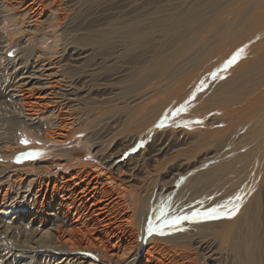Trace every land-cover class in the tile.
Segmentation results:
<instances>
[{
    "label": "bare ground",
    "instance_id": "6f19581e",
    "mask_svg": "<svg viewBox=\"0 0 264 264\" xmlns=\"http://www.w3.org/2000/svg\"><path fill=\"white\" fill-rule=\"evenodd\" d=\"M9 1L11 0H0V8L12 7ZM23 1L28 2L21 13L23 21L25 20L26 23H29L34 16L40 15L42 7L47 5L52 9L51 18L53 21L61 19L65 15L64 8L67 0H20L19 3ZM8 2L10 6L6 5ZM263 3L264 0H255L253 10L256 11ZM262 12L264 10L258 14V17L261 19L263 17L264 20ZM1 13L0 9V30L4 22ZM202 14V12H198L191 21L198 24L202 19V17L200 18ZM203 23L200 22V24ZM222 25L224 30L229 32L230 24ZM175 26L176 24L174 27L170 26V29ZM22 28L20 24L13 35L19 36L18 34L23 32ZM247 34L249 39L244 47L237 48L236 51L230 52L224 57L214 51L217 55L208 60L204 59L202 57L205 53L204 48L196 54H192L190 51L176 50L168 57L158 60L154 66L155 70L143 73L139 81L140 83H149L150 80L156 79L151 83L152 86L149 89H155L160 93L169 90V94H166L171 103L168 106L169 110L174 109L178 113L184 114L181 118L186 122L196 118L193 115L194 100L191 101V97H196L197 94L194 93L196 89L207 82L224 93L223 99L226 102L218 107L220 109L224 106L223 110H226L221 117L251 110L260 103L258 99L264 97V21L261 22L260 27ZM40 38L44 41L48 37L43 35ZM216 40L218 39L216 38ZM2 43L5 44L2 45ZM12 43L8 39L0 41V52L5 54ZM3 48L6 50L3 51ZM54 48H56L55 45H52L51 52L33 54L35 58L32 61H29L32 52L28 49L16 54L11 59H5L11 70V82L7 88H3V93L0 94V156L5 159H10L18 152L19 147L16 142L18 132L22 129L30 131L36 138L51 139V131L44 128V121L36 119L38 115L35 112L36 109H33V105L38 107L47 102L51 105L47 126L54 125L69 132L62 136L67 135L66 137L69 138L73 133L87 129L85 123L80 125L79 118L67 108L62 111L67 104L77 100L79 96L76 89L78 88L66 81L67 88L60 89L61 87H59V90L52 85L50 80H42L44 76L47 78L51 77V74H55V77H60L56 78V81H64L63 73H60L61 70L59 71L57 68L53 72L45 73L52 70L49 66L54 64L50 59L55 53L53 52ZM65 51L66 49L63 54H66L73 62L82 58V51L72 48L66 53ZM234 57L235 59H233ZM177 58H180L181 62ZM177 61L179 63L175 64ZM45 65H48L46 69ZM211 74L216 75L212 81ZM244 80L252 81V83L250 82L251 85L248 88L242 89L243 84L245 85ZM139 81L137 82L139 83ZM162 81L164 88L159 84ZM207 86L210 88V85ZM33 93L38 94V100H25ZM246 93L250 95L244 97ZM148 99H146V103H148ZM185 99L187 101L181 103ZM245 101L252 103L244 106L242 102ZM161 102L156 105H162L163 102L162 104ZM173 102L181 104L174 107ZM149 103L151 105V101ZM26 104L29 107H25ZM147 106L140 103L127 113L137 119L138 117L142 118L144 114L146 119L150 115L147 116L143 112L141 115L139 110L141 111ZM233 106H237V108L230 110ZM155 107L157 108V106ZM37 109L41 110V108ZM23 110L29 111L23 112ZM151 111L153 110L151 109ZM124 120L126 121V118ZM129 121H131L130 118ZM146 122L145 125H148ZM72 124L75 128L70 132L68 130ZM127 127L129 128V126ZM145 130L149 129H141L144 132ZM57 133L61 134V132ZM204 135H208V131ZM92 137V133H87L83 137V145L94 158H97V163L88 168L85 166L73 167L74 171L67 176L57 173L50 174L53 168L66 166L67 163L50 159L48 165L39 162L28 164L27 169L23 170L33 171L35 176L27 181L17 183L14 196L8 198L11 200L9 203L1 201L0 208H3L1 210L3 212L12 207H28L34 212L40 211L39 206L42 209H47L46 222H50V224L45 230L42 228L37 230L34 237L36 235L39 237L33 241L37 247L54 250L52 258L60 259L59 263L63 264H98L91 259L92 257L100 258L109 264H264V235L261 232L260 224L263 217L261 204L264 201V194L260 190L264 183V160L259 157V154L264 152L263 146L259 149L260 152L258 151L254 158L248 161L235 157L230 158L246 151L244 145L231 146L230 144L219 148L217 150L219 153L211 155L207 152L198 159L196 154L206 149L205 145L191 140V144L185 148L171 147L167 143H163L161 138L154 136L147 152L148 159L151 158L152 162H148L150 169H145L140 176L138 174L139 178H137L134 176L141 172L142 164L132 162L131 159L124 161L118 159L124 150L133 143V138H129L127 144L120 143L121 147H117L115 150L104 151L105 148L94 143ZM169 150L173 157L177 158L184 154L186 158L182 161L177 159L175 161L172 158L170 161L165 155ZM161 157H166V159L161 161ZM134 159L136 158L132 160ZM9 167L7 164L0 165V174H3ZM44 172L47 173L41 177L40 174ZM125 173L127 176L122 177ZM148 173H154L155 176H151L147 180ZM160 175H164L166 179ZM211 175L213 176L211 177ZM184 176L187 178L181 182ZM214 177L216 178L213 179ZM231 178H237L233 182L234 187L237 186L236 191L233 190L234 187L228 188V190L224 189L226 180ZM132 181L134 182L130 185L129 182ZM172 182L176 188L163 191L166 186L170 187ZM33 186L37 188L31 194ZM42 191H44L43 199L39 200L38 197ZM236 192L238 193L235 194ZM48 194L50 200L44 203ZM213 208H216V212L212 216L205 215L209 209ZM150 209H153V214L150 213ZM232 211L231 217L226 218V213ZM194 213L196 214L194 215ZM218 213L223 215L222 219L224 220L215 221L212 219ZM180 216L189 218L177 221L176 217ZM64 224H67V227H64ZM146 227L150 231L149 234L154 237L152 240L149 239L150 237L147 240L143 235L141 238L139 236V231H143ZM6 230L7 228L2 231ZM31 230L34 233L35 229ZM140 240L145 241L148 245L142 256L145 263L138 262L137 258L136 249ZM56 255L67 256L59 258Z\"/></svg>",
    "mask_w": 264,
    "mask_h": 264
},
{
    "label": "rangeland",
    "instance_id": "374dc122",
    "mask_svg": "<svg viewBox=\"0 0 264 264\" xmlns=\"http://www.w3.org/2000/svg\"><path fill=\"white\" fill-rule=\"evenodd\" d=\"M19 1L11 0L9 1L11 4L8 2L6 5L10 4L12 7L0 8L2 10L1 16L4 19L0 30V41L8 39L13 42L7 50L3 48V51L6 50L5 54L0 52V94L3 93V88H7L11 82L10 65L6 64V58L11 59L16 54L28 49L32 52L29 58V61H32L35 58L33 54L51 52L52 45H55L56 48L53 49L55 53L50 58L54 64L49 66L52 70L45 73L53 72L57 68L59 71L61 70L60 73H63L64 81H56L60 77H55V74H51V77L48 76L49 78L44 76L42 80H50L56 89H59V87L65 89V83L67 82H71L75 88H78L76 89L79 96H77V100L70 103L71 106L67 104L62 111L67 108L79 118L80 125L85 123L87 129L86 131L81 130L73 133L69 138L66 137L67 135L62 136L69 132L54 125L47 126L51 105L48 102L38 107L33 105V109L37 110H35L38 115L36 119L41 120V122L44 121V128L51 131V139L36 138L30 131L25 129L18 132L16 142L19 147L18 152L10 159L0 156V165L7 164L10 166L3 174H0V203L1 201L7 203L11 201L8 198L14 196L18 182L27 181L35 176V172L23 170L27 169L28 164L39 162L48 165L50 159L67 163L66 166H58L50 171L51 175L57 173L58 175L64 174L67 176L74 171L73 167L85 166L88 168L97 163V158H94L92 153H89L83 145V137L87 133H92L94 143L102 145L105 148L104 151L115 150L117 147H121V144H127L129 138H133V145H129L118 159L120 161L131 159L132 162L142 164L141 172L134 176H137V178H139L138 174L140 176L145 169H150L149 163L152 162L150 161L151 158L148 159L147 152L154 136L161 138L160 140L163 143H167L171 147L185 148L191 144V140L205 145L206 149L197 152L196 158L198 159L207 152L211 155L219 153L217 152L219 148L230 144L231 146L244 145L246 147L245 152L230 158L235 157L236 159L248 161L254 158L262 146L264 147V97L258 99L260 103L255 105V109L221 117L226 111L223 110L224 106L218 108L226 102L223 99L224 93L212 87L210 82H207L196 89L194 92L197 94L196 97H191L190 100H194L193 115L196 118L186 122L181 118L184 114L182 115L174 109L169 110L168 106L171 104L167 98L169 90L160 93L156 92L155 89H149L152 86L151 83L156 79L150 80L149 83L141 82L142 84L139 81L143 73L155 70L154 66L158 60L168 57L176 50L190 51L192 54H196L204 48L205 53L202 57L208 60L214 55L220 54L221 57H224L230 52L236 51L237 48L244 47L249 39L247 33L256 30L264 21L263 17L262 19L258 17V14L264 10V3L254 11L255 0H67L64 8L65 15L61 19L53 21L51 18L52 9L47 5L42 7L40 15L34 16L29 23H26L25 20L23 21L24 18L21 13H23V9L26 8L28 2L19 3ZM217 10L219 12H215ZM198 12L203 13L200 15L202 19L199 20L198 24L200 22L204 23L200 25L191 21L192 17ZM261 14H264V12ZM171 20L172 23L175 22L173 24H176V29L172 28L174 25ZM224 23L230 24V28H227L231 34L224 30L223 25L221 26ZM20 24L23 27V32L18 34L19 36H14L13 33ZM170 26H172L171 29ZM216 33L217 35H215ZM43 35L48 37L44 41L40 38ZM137 36L139 37L137 38ZM4 44L2 43V45ZM71 48L83 52L81 54L82 58H79L77 62H73L66 54H63L65 49L66 53ZM177 60L181 62L180 58H177ZM179 62L177 61L175 64ZM47 67L48 65H45V69ZM215 76L211 74V81ZM248 81L244 80L245 85L243 84L242 89L251 85L252 81ZM160 82L159 84L162 86L164 82ZM207 85H210V88ZM162 87L164 88V86ZM248 95L250 94L246 93L244 97ZM37 96L38 94L33 93L25 100H38L39 97ZM150 98L157 101H152ZM146 99H148V103H146ZM160 101L163 104L161 102L162 105H156L157 102V104H160ZM186 101L187 99L181 101V103ZM140 103L145 106H147L146 104L149 105L141 111L139 110V113L143 112L147 116L150 115V117H146L147 120L144 118L143 113H141L143 117H138V119L127 113L130 109H135ZM181 103L176 104L173 102V106H178ZM251 103V101L242 102L244 106ZM154 106H157V108L155 107V109ZM25 107L29 106L26 104ZM37 108H41V110ZM235 108L237 106L231 107L230 110ZM154 109L157 111L156 113ZM28 111L23 110V112ZM129 118L131 121H129ZM145 122L148 125H145ZM125 124H128L129 128L124 126ZM72 126L69 127L70 129L68 128V131L71 132L75 128L73 124ZM143 128L149 130L141 131ZM206 131H208V135H204ZM57 132H61V134ZM146 134L148 135L146 136ZM22 139H27L29 142L26 144L21 143ZM165 155L170 161H172V158L175 161L176 159L182 161L186 158L184 154L177 156V158L173 157L170 150ZM166 157H161L160 160L163 161ZM259 157L264 160V152L263 154L260 153ZM133 158L136 159L132 160ZM45 173L47 172L40 174V176L43 177ZM126 174L122 177H126ZM151 176L154 177V173H148L146 179L148 180ZM160 176L163 177L164 175ZM164 178L166 179L165 176ZM186 178L187 176H184L181 182ZM235 179L237 178L226 180L224 189L233 188ZM133 182H129V184L132 185ZM170 185V187L166 186L163 191L176 188L174 182ZM236 187L233 190L236 191ZM36 188V186H33L30 191L31 194L35 192ZM50 188L51 185L49 190ZM43 192L38 197L39 200L43 199ZM260 192L264 194V183ZM4 197L5 199H3ZM49 200L50 196L48 194L43 202ZM45 206L47 205L45 204ZM261 207L263 217L260 224L261 232L264 235V201ZM38 208L40 209L38 212H34L28 207H12L6 209L5 212L1 211L3 208H0V264H63L59 263L60 259L52 258L54 250L37 247V244L33 242L39 237L38 235L34 237L37 230L41 228L45 230L50 224V222H46L48 218L47 209H42L40 206ZM150 213H154L153 209H150ZM232 213L233 211L227 212L226 218H230ZM218 215L220 214L214 215L212 219L215 221L224 220L222 219L224 218L223 215ZM21 216L23 217L21 218ZM64 225V227H67V224ZM5 228L8 231H2ZM31 229H35L34 233L31 232ZM149 233L150 231L146 227L143 231H139V236L141 238L143 235L147 240H152L154 237ZM147 247L145 241H138L136 249L138 262L145 263L142 256L145 254ZM194 253H196V250H194ZM60 255H56V257L67 256ZM91 259L98 264H109L100 258L92 257Z\"/></svg>",
    "mask_w": 264,
    "mask_h": 264
},
{
    "label": "snow or ice",
    "instance_id": "6c2138e0",
    "mask_svg": "<svg viewBox=\"0 0 264 264\" xmlns=\"http://www.w3.org/2000/svg\"><path fill=\"white\" fill-rule=\"evenodd\" d=\"M233 59H235V57L233 58ZM29 141L27 140V139H22L21 140V143H24V144H26V143H28ZM216 212V208H213V209H209L208 210V212L207 213H205V215H207V216H212L214 213ZM196 213H194V215H195ZM189 217H187V216H180V217H176V220L178 221V220H180V219H188Z\"/></svg>",
    "mask_w": 264,
    "mask_h": 264
}]
</instances>
